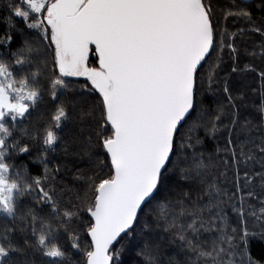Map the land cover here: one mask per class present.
Wrapping results in <instances>:
<instances>
[{"label":"snow or ice","instance_id":"1","mask_svg":"<svg viewBox=\"0 0 264 264\" xmlns=\"http://www.w3.org/2000/svg\"><path fill=\"white\" fill-rule=\"evenodd\" d=\"M22 3L27 10L14 7V15L27 21L30 13L35 14L32 19L36 22L29 23L28 27L40 31L47 42L46 47L52 52L55 76L51 81L52 99L56 100L57 86H66L64 78L67 77L86 78L91 89L101 98L95 137L106 154L107 163L103 160L100 163L109 169L108 175L99 179L78 175L76 179L88 181L85 197L91 192V200L78 197L82 200V206H74L77 211H64L63 216L71 219L86 212V237L90 238L85 250L86 264H113L114 245L123 235L134 231L138 214L143 211L142 206H146L158 194L161 178L168 171L171 157L175 154V138L182 122L194 109L198 70L215 48L212 9L207 0H22ZM234 14L251 20L246 11L229 12V15ZM253 31L264 36V28L255 27ZM227 47L235 59L238 49L230 43ZM31 52V47L26 46L22 49V58H17L16 63L25 64ZM90 54L95 55L98 67L89 66ZM245 69L256 71L247 65ZM237 71L238 67L234 66L232 72ZM0 77L3 78L0 80V133L10 136L5 118L12 121L24 118L30 107L36 106L39 94L30 87L28 79L19 80V87H16L13 73L3 63H0ZM259 77L264 80V71L259 72ZM223 91L229 93L227 83ZM228 100L233 101L231 94ZM232 107L236 108L235 103H232ZM259 111L264 117V91H261ZM52 119L55 127L60 128L62 120L67 119L65 108L59 107ZM216 120H220V116ZM230 123L233 129L239 123L235 113ZM249 123L241 126L247 127ZM209 131L213 134L218 131L215 122ZM231 134L229 131V136ZM56 140L57 135L49 126L43 143L52 146ZM96 141L90 136L87 148L82 149L90 159L95 158L88 149L96 146ZM196 143L199 144L200 140L197 139ZM251 143L252 148L247 152L244 146H240L237 152L229 139L225 150L230 151L232 161L237 165L241 161L247 164L258 160L264 167V138L258 144L255 141ZM188 147L193 145L189 144ZM0 149H6L4 138H0ZM18 150L23 153L29 151L28 147ZM4 154L0 151V211L9 216L14 214L15 189L21 195L36 192L34 199L50 204L53 212H56L54 196L42 186L40 179L34 180V188L26 184L23 190L18 188L16 182L8 183L9 165L3 162ZM202 167L206 165L200 161L197 168ZM191 171L182 170L187 173ZM196 174L199 175V171ZM256 177L260 178V185L264 188V171L254 175L245 171L241 184L237 170L233 184L236 192L250 187ZM184 178L190 177L186 175ZM214 188L215 185H209L205 195L211 196V189ZM5 191L8 192L7 196ZM216 192L219 195L218 189ZM247 195L253 197L256 193L249 190ZM184 197L176 201L178 211L176 206L169 204L165 206L168 212L162 210L159 214L166 221L171 217L166 230H172L182 244L198 251L199 256L211 260L212 264H219L220 258L228 252L234 255L233 249L243 248V245L235 243L237 237L231 234L236 229L229 232L224 226L223 209L220 208L222 201L187 207L185 200L188 194L185 193ZM261 203L264 204V201ZM212 208L217 211L205 218L203 213L206 210L211 213ZM261 212H264V207ZM239 214L242 217L245 215L243 211ZM28 215L33 221L37 219L31 211ZM185 217H190V221L185 219L181 223V218ZM6 231L11 232L12 229L7 228ZM32 231L35 235L36 229ZM202 231L220 233L209 251L203 250L199 242ZM241 235L246 238L248 234L244 232ZM2 238L8 239L7 236ZM70 239L74 249L81 247L77 243L79 235L73 234ZM36 244L43 249L45 257H65L60 248L46 244L44 234L39 235ZM224 244L228 245L227 249L222 246ZM8 247L12 248L11 245ZM8 256V249L0 245V260Z\"/></svg>","mask_w":264,"mask_h":264},{"label":"trees","instance_id":"2","mask_svg":"<svg viewBox=\"0 0 264 264\" xmlns=\"http://www.w3.org/2000/svg\"><path fill=\"white\" fill-rule=\"evenodd\" d=\"M207 3L212 9L215 25V48L198 72L194 109L175 138V154L171 157L168 171L161 178L158 194L143 207L134 231L114 246L113 264H212L211 260L199 256L198 251L182 244L172 230H166L171 217L166 221L159 215L162 210L168 212L165 206H176L177 200L185 199V193L188 194L185 200L187 207L222 201L220 208L223 209L224 226L229 232L236 229L231 234L237 237L235 243L243 245V248L233 249L234 255L226 253L219 264H229L230 261L231 264H264V212H261L264 188L259 177L241 192H236L233 186L237 170L243 184L245 171L254 175L264 171V167L258 160L247 164L241 161L237 165L232 161L230 151L225 150L229 139L237 152L240 146H244L247 152L252 148L251 141L258 144L264 138V117L259 111L261 91H264V80L259 77V72L264 71V36L253 31L255 27L264 28V0H207ZM21 5L22 0H0V36H16L7 42V46L10 42L12 45L5 55L13 61L2 63L8 68L13 66L17 83L28 79L30 87L38 91L39 99L31 114L18 123L10 145L16 164L12 177L21 190L26 184L34 188V180L40 179L42 186L54 196L57 211L53 212L50 204L37 202L34 199L36 192L21 195L18 191L14 198V216L0 217V245L9 251L2 264H86L85 250L90 241L85 229L87 214L81 212L69 219L63 216V212L77 211V207L82 206L78 197L91 200V192L85 197L88 181L76 179L78 175L93 176L94 179L108 175L109 169L100 163L101 160L107 163L106 154L95 137L101 98L92 91L87 80H81L66 82V86L56 93V100L52 99L51 81L55 78L53 56L44 42L26 31L15 17L14 7ZM241 11L248 12L251 20L241 15H229V12ZM11 29H14L13 32ZM229 43L238 49L235 59L227 47ZM26 46H30L32 52L25 64L18 65L16 60L22 58L21 52ZM96 64L97 59L92 54L89 65L95 67ZM246 65L256 71L246 70ZM234 66L238 67L237 72H232ZM33 74L36 75L33 77ZM225 83L229 93L223 91ZM229 94L233 97L231 102ZM232 103L236 108L232 107ZM61 106L65 108L67 119L62 120L61 127L57 129L52 117ZM234 113L239 123L233 129L230 122ZM217 116L220 120H216ZM213 122L218 128L214 134L209 131ZM246 122L250 123L242 127ZM49 126L57 135L52 146L43 143ZM90 136L96 141V146L88 151L95 159H90L82 151L87 148ZM189 144L193 147H188ZM21 147H28L29 151L20 152L18 149ZM200 161L206 167L198 169ZM183 169L192 171L182 172ZM186 175L190 178H184ZM209 185H215L211 196L205 195ZM249 190L256 195L249 197ZM176 210H179L178 206ZM30 211L37 216L35 221L28 215ZM216 211L212 208L211 213L206 210L203 215L207 218ZM241 211L245 213L243 217L239 214ZM185 219L190 221V217H185L180 222ZM7 228L12 231H6ZM33 228L36 234L45 235L49 246L54 244L60 248L65 257L56 261L46 258L36 244ZM244 232L248 234L246 238L241 235ZM73 234L80 237L77 241L81 245L79 249L71 246L70 236ZM3 236L8 239H3ZM219 236V232L202 231L199 242L203 250H211L213 240ZM222 246L228 248L227 244ZM13 248L21 251H14Z\"/></svg>","mask_w":264,"mask_h":264},{"label":"flooded vegetation","instance_id":"3","mask_svg":"<svg viewBox=\"0 0 264 264\" xmlns=\"http://www.w3.org/2000/svg\"><path fill=\"white\" fill-rule=\"evenodd\" d=\"M21 7H22V9L23 10H27V6L26 5H21ZM33 15H35V14H32V13H30V15H29V19L27 20V21H25L24 20V18L23 17H16L18 20H19V22H21L22 23V25H23V28H25L26 29V31H28L30 34H32L34 37H37L38 39H40L42 42H44V44L46 45L47 44V42L46 41H44V39H43V36L41 35V33H40V31L38 30V29H34V28H29L28 27V24L29 23H35L36 21L35 20H33L32 19V16ZM12 30V32H13V30L14 29H11ZM3 36H0V63H2V61H13L12 59H10V58H8V57H5V55H7L9 52H8V49L11 47V45H12V43L10 42V45H8L7 46V42H9V41H11V40H14V38L16 37V36H5V37H3ZM47 48V47H46ZM48 49V48H47ZM49 51H50V53H51V55H52V52H51V50L50 49H48ZM91 56H92V54H90V57H89V61H91ZM90 66V65H89ZM13 67V66H12ZM12 67H10V68H8L9 69V71H11L12 73H13V70H12ZM90 67H94V66H90ZM58 73V72H57ZM3 78L2 77H0V80H2ZM12 79H14V76L12 77ZM67 83L68 82H70V81H72V80H65ZM16 87H19V83H16V85H15ZM26 103H29V102H26ZM35 109V107L34 108H31L30 107V110H29V112L28 113H26V115H25V117L24 118H27L28 116H29V114H31V112L33 111ZM24 118H17V120L16 121H12L10 118H8V117H6L5 118V121H4V123H5V126L6 127H8L9 128V132L11 133V135L10 136H5V134L4 133H0V138H4L5 139V141H6V149H0V151H3L5 154H4V158H3V162L4 163H6V164H8L9 165V172L7 173V177H8V183L9 184H11V183H13V182H16V181H14L13 180V177H12V172L14 171V169H15V166H16V164L14 163V159H13V156H12V154H11V152H10V145H11V143H12V140H13V137H14V135L16 134V129H17V126H18V123L19 122H21V121H23V119ZM17 183V182H16ZM17 185H18V183H17ZM18 194V191L17 190H13V206H14V209H15V203H14V198H15V195H17ZM1 216H5V217H7V218H12L13 216H14V214L12 215V216H9L7 213H5V212H2V211H0V217ZM38 235H41V234H39V233H35V235H34V237H35V239L37 240L38 239ZM48 242V241H47ZM39 248V247H38ZM40 249V248H39ZM41 251V250H40ZM7 258V257H6ZM6 258H4V259H6ZM46 258H48L49 260H51V261H56L58 258H49V257H46ZM3 259V260H4ZM3 260H0V264H2L3 263Z\"/></svg>","mask_w":264,"mask_h":264},{"label":"water","instance_id":"4","mask_svg":"<svg viewBox=\"0 0 264 264\" xmlns=\"http://www.w3.org/2000/svg\"><path fill=\"white\" fill-rule=\"evenodd\" d=\"M206 60H207V59H206ZM204 63H205V62H204ZM204 63H202V65L200 66L199 70L201 69V67L203 66ZM95 67H98V62H97V64H96ZM199 70H198V72H199ZM64 79H65V80H69V81H70V80H72V81L86 80V78H84V77H67V78H64ZM89 85H90V82H89ZM92 91H93L94 93L98 94V93L95 92L94 90H92ZM98 95H99V94H98ZM194 101H195V98H194ZM192 111H193V110H192ZM191 113H192V112H191ZM190 115H191V114H190ZM187 118H188V117H187ZM187 118H186V120H187ZM186 120H185V121H186ZM185 121H184V122H185ZM184 122H182V125L184 124ZM143 207H144V206H142V208H143ZM139 214H140V213H139ZM139 214H138V216H139ZM124 236H125V235H123L122 238H123ZM89 239H90V238H89ZM120 239H121V238H119L118 241H119ZM117 243H118V242H117ZM117 243H116V244H117ZM116 244H115V245H116ZM115 245H114V246H115ZM58 259H59V258H58Z\"/></svg>","mask_w":264,"mask_h":264},{"label":"rangeland","instance_id":"5","mask_svg":"<svg viewBox=\"0 0 264 264\" xmlns=\"http://www.w3.org/2000/svg\"><path fill=\"white\" fill-rule=\"evenodd\" d=\"M23 4V3H22ZM22 8V7H21ZM64 87H60V86H57V89H56V93L59 91V90H61V89H63ZM38 237H39V235H38ZM45 239H46V237H45ZM48 240L46 239V244L49 246V243L47 242ZM41 250V252L43 253V249H40Z\"/></svg>","mask_w":264,"mask_h":264},{"label":"clouds","instance_id":"6","mask_svg":"<svg viewBox=\"0 0 264 264\" xmlns=\"http://www.w3.org/2000/svg\"><path fill=\"white\" fill-rule=\"evenodd\" d=\"M5 195H6V196L8 195V192H7V191H5Z\"/></svg>","mask_w":264,"mask_h":264}]
</instances>
